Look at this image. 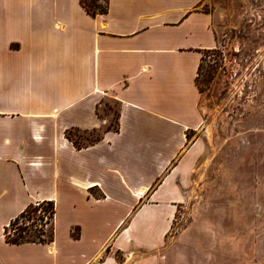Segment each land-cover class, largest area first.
Returning <instances> with one entry per match:
<instances>
[{"label":"crops","instance_id":"1","mask_svg":"<svg viewBox=\"0 0 264 264\" xmlns=\"http://www.w3.org/2000/svg\"><path fill=\"white\" fill-rule=\"evenodd\" d=\"M210 0H0V240L45 264H120L154 248L184 198L178 178L201 122L196 76L216 45ZM116 125L76 145L72 129ZM67 203L54 237L55 202ZM52 200V240L9 243L3 228L29 202ZM111 250L104 255L105 247ZM44 250V251H43ZM0 264L7 263L0 256ZM40 264V263H39Z\"/></svg>","mask_w":264,"mask_h":264},{"label":"rangeland","instance_id":"2","mask_svg":"<svg viewBox=\"0 0 264 264\" xmlns=\"http://www.w3.org/2000/svg\"><path fill=\"white\" fill-rule=\"evenodd\" d=\"M203 9L216 45L202 52L196 76L202 116L189 134L195 151L178 178L184 198L154 248L110 252L120 264H264V0H210ZM103 108L108 120L101 128L68 132L76 145L115 127L117 103L106 98ZM66 211L65 200L55 202L54 237ZM14 226L47 239L48 205L35 206ZM7 245L0 240L7 263L41 264L39 249Z\"/></svg>","mask_w":264,"mask_h":264},{"label":"trees","instance_id":"3","mask_svg":"<svg viewBox=\"0 0 264 264\" xmlns=\"http://www.w3.org/2000/svg\"><path fill=\"white\" fill-rule=\"evenodd\" d=\"M80 1L82 5L85 7V9L87 10V12L92 15H95L97 13H103L106 11L107 0H104V4H100L96 2L95 0H90V1L80 0ZM67 136H68V133H67ZM99 137L100 135L96 137L95 139H98ZM42 202H45L48 205L49 217L51 221L53 212H54V204L52 200L29 202L25 208H23L17 215H15L13 218L10 219L8 225L4 226L3 237L6 242H9V243L46 242V241L52 240V232L49 235V237L46 239L43 237V232L35 233L34 231L33 233H28L29 231L26 228H22L21 230H18V227L14 226L17 223L18 219L25 217L28 211L34 210L35 206L40 205ZM27 218H30V217L28 216Z\"/></svg>","mask_w":264,"mask_h":264}]
</instances>
